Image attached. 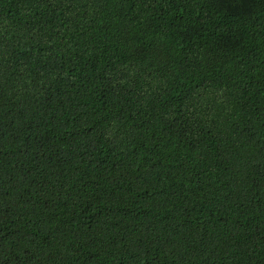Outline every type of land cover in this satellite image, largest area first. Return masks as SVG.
I'll return each instance as SVG.
<instances>
[{"label":"trees","instance_id":"trees-1","mask_svg":"<svg viewBox=\"0 0 264 264\" xmlns=\"http://www.w3.org/2000/svg\"><path fill=\"white\" fill-rule=\"evenodd\" d=\"M0 264H264V0H0Z\"/></svg>","mask_w":264,"mask_h":264}]
</instances>
